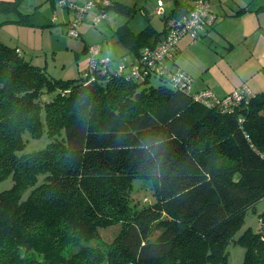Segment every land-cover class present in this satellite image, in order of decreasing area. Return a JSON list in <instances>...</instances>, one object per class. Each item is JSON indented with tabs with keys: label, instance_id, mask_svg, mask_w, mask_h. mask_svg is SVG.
I'll use <instances>...</instances> for the list:
<instances>
[{
	"label": "trees",
	"instance_id": "1",
	"mask_svg": "<svg viewBox=\"0 0 264 264\" xmlns=\"http://www.w3.org/2000/svg\"><path fill=\"white\" fill-rule=\"evenodd\" d=\"M92 1L104 15L96 26L120 8ZM192 7L176 0L162 30L118 27L129 72L107 54L105 67L92 56L81 77L55 78L0 39V183L12 181L0 191V264H228L232 242L242 264H264V210L260 231L235 238L264 200V89L208 104L169 83V72L192 81L177 44L143 60ZM136 179L153 200H134Z\"/></svg>",
	"mask_w": 264,
	"mask_h": 264
},
{
	"label": "rangeland",
	"instance_id": "2",
	"mask_svg": "<svg viewBox=\"0 0 264 264\" xmlns=\"http://www.w3.org/2000/svg\"><path fill=\"white\" fill-rule=\"evenodd\" d=\"M91 1L0 0V39L9 45L18 46L28 60L34 65L45 68L47 73L55 78L81 77L91 66L92 54L89 48L92 46H97L101 50V56L108 54L114 58L113 68L122 67L125 72H129L133 54L125 45L117 41L118 27L129 23L133 30L138 32L151 24L156 29L162 30L164 20L156 13L157 7L162 3L169 14L176 6V0H112L117 1L121 9L111 7L106 12L107 18L96 26L93 21L100 16V10L95 6L85 12L84 19L74 27L77 12L72 6L85 7ZM230 1L235 3V0ZM215 2H212L213 8ZM121 4L133 7V11H124ZM256 16V12L248 13L244 21L237 20L238 26L235 22L224 23L228 30L237 27L234 35H241L243 31L249 37L247 40L237 39L235 47L231 50H228L230 45L217 29L209 33H201L196 41L187 34L178 40L180 52L176 55L177 65L191 77L190 91L212 89L218 98H223L222 95H225L223 89L229 94L239 87L248 86L250 92L255 93L259 91V88L257 90L255 88V82L259 80L261 84L258 87L264 89V62L257 57L252 48V46L256 47L257 39L254 32L259 27ZM72 32H80L81 35L77 38L71 34ZM153 82L158 84L160 81L153 79ZM41 144L42 142H32L30 145ZM11 185V180L1 182L0 191ZM150 188L151 185L147 180L136 179L132 192L134 200L141 201L140 205L146 198L153 200ZM257 207V213L250 211L247 214L245 224L235 238H238L248 227L260 231L259 214L264 210V200ZM117 231V227H111L102 230L101 233L105 240H110ZM228 250L230 252L228 264H242L244 247L232 242Z\"/></svg>",
	"mask_w": 264,
	"mask_h": 264
},
{
	"label": "built area",
	"instance_id": "3",
	"mask_svg": "<svg viewBox=\"0 0 264 264\" xmlns=\"http://www.w3.org/2000/svg\"><path fill=\"white\" fill-rule=\"evenodd\" d=\"M104 5L109 3V0H100ZM214 0H192L193 7L189 13V15L184 19L183 22H176L173 20L169 21V26L171 31L165 42L155 45L154 47H146L143 51V60H160L164 58L166 55H171V52L177 44L180 37L184 35H190L192 38H197L203 31L207 28L211 27L213 22L216 19V13L212 7V2ZM161 3V2H160ZM93 6V1L90 2L89 5L85 7L75 6L77 12V19L75 21L74 27H77L79 21L83 16V12L86 9L91 8ZM73 8V6H72ZM165 8L161 3L157 9L156 13L158 15L165 14ZM104 15L98 16L96 19L97 23ZM72 35L78 36V32H72ZM92 56H93V65L101 63L103 67L106 66L110 62V58L106 56H101V50L97 46H92L89 48ZM120 70H123L122 67H119ZM140 66H136L134 69V74L139 75ZM169 83L178 89L181 90H189L190 83L186 81V75L183 72H169L168 73ZM250 92L247 88L241 87L237 89L232 94L224 97L222 100L216 96V94L210 90L206 89L203 91L196 92V98L199 100H203L208 104H212L214 102H220L223 106H231L237 104L241 101L245 95H248Z\"/></svg>",
	"mask_w": 264,
	"mask_h": 264
},
{
	"label": "crops",
	"instance_id": "4",
	"mask_svg": "<svg viewBox=\"0 0 264 264\" xmlns=\"http://www.w3.org/2000/svg\"><path fill=\"white\" fill-rule=\"evenodd\" d=\"M214 1H216V2L214 4L213 9L217 14V19H216L213 26L207 28L202 33H209L211 31L217 29L219 34L221 36H223L224 39L227 41V43L230 45V49H228V50H231L235 47V43H236L237 39L240 38V39L247 40L249 37L246 34V32H243V31H242L241 35L240 34L234 35L237 27L234 30H228V29H226V26H224V23H226L227 21H230L229 23L235 22V24H237V26H238L237 20L244 21L245 16L248 13L256 12L257 13V16H256L257 20H259V27L254 32V35L256 36V39H257L256 40V47L252 46V48L255 50L257 57L264 62V8H262L264 6V0H255L254 2H250L248 0H235V3L230 1V0H227L226 2H224L222 0H214ZM68 22H71V21H68ZM68 22H65V23L68 24ZM219 23H220V26H218ZM221 25H223V26H221ZM206 35L207 34H205V36ZM182 37H180L179 40ZM198 37L197 38L191 37V38L196 41L198 39ZM178 44H179V42H177V50H178V52H180V50L178 48ZM176 59H177V57H176ZM176 63H177V60H176ZM177 66H179V65H177ZM255 84H256V86H255L256 90H257V88H259L258 90L261 91L260 88H262V87H258L261 84L260 80L256 81ZM245 87L247 88V90L249 92L251 91L248 86H245ZM223 92H224L223 94H225V95H222L223 98L233 93L232 92V93L228 94V92L225 91L224 89H223ZM250 93H252V92H250Z\"/></svg>",
	"mask_w": 264,
	"mask_h": 264
}]
</instances>
